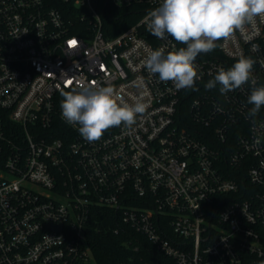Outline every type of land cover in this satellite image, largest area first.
<instances>
[{"label": "built area", "instance_id": "built-area-1", "mask_svg": "<svg viewBox=\"0 0 264 264\" xmlns=\"http://www.w3.org/2000/svg\"><path fill=\"white\" fill-rule=\"evenodd\" d=\"M107 2L144 14L108 36ZM161 3L0 0V264H97L87 232L100 210L162 264H264V106L248 115L251 82L205 87L241 55L264 86V20L201 53L195 90H177L144 65L150 49L181 47L147 29ZM80 83L148 108L90 143L61 115V92Z\"/></svg>", "mask_w": 264, "mask_h": 264}, {"label": "clouds", "instance_id": "clouds-1", "mask_svg": "<svg viewBox=\"0 0 264 264\" xmlns=\"http://www.w3.org/2000/svg\"><path fill=\"white\" fill-rule=\"evenodd\" d=\"M257 17L264 20V0H162L159 7L147 13V29L157 39L171 38L185 46L172 51L150 49L144 65L151 75L158 76L161 82H171L177 90H195L200 79L196 58L215 50L219 40L229 38L236 30L254 25ZM254 63L241 55L227 70L219 68L205 87L219 85L220 93L226 94L251 82L247 103L252 107L248 115L255 117L264 106V86H256ZM133 84L144 86L142 79ZM61 95L62 118L69 125H78L81 137L90 143L99 141L112 127L130 128L148 108L142 97L129 104L117 96L112 86L95 83H80Z\"/></svg>", "mask_w": 264, "mask_h": 264}, {"label": "trees", "instance_id": "trees-1", "mask_svg": "<svg viewBox=\"0 0 264 264\" xmlns=\"http://www.w3.org/2000/svg\"><path fill=\"white\" fill-rule=\"evenodd\" d=\"M143 14L139 5L118 9L111 6L110 2L105 3L103 16L106 35L119 34L136 23ZM107 216L106 211L97 212L87 232L88 242L97 264H162V255L155 251L146 238L134 233L132 235L124 232L115 233L111 228L114 220L106 219Z\"/></svg>", "mask_w": 264, "mask_h": 264}, {"label": "snow or ice", "instance_id": "snow-or-ice-1", "mask_svg": "<svg viewBox=\"0 0 264 264\" xmlns=\"http://www.w3.org/2000/svg\"><path fill=\"white\" fill-rule=\"evenodd\" d=\"M69 43L71 46H75L77 42L73 40V41H70Z\"/></svg>", "mask_w": 264, "mask_h": 264}]
</instances>
